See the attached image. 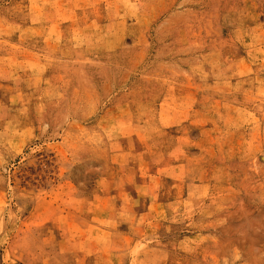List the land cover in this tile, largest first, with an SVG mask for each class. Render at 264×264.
<instances>
[{"label":"rangeland","instance_id":"374dc122","mask_svg":"<svg viewBox=\"0 0 264 264\" xmlns=\"http://www.w3.org/2000/svg\"><path fill=\"white\" fill-rule=\"evenodd\" d=\"M0 264H264V0H0Z\"/></svg>","mask_w":264,"mask_h":264}]
</instances>
